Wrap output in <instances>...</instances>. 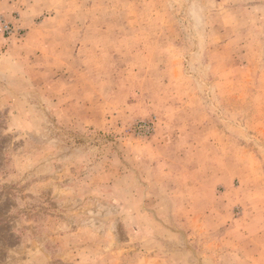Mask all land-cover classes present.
Listing matches in <instances>:
<instances>
[{
	"label": "rangeland",
	"instance_id": "374dc122",
	"mask_svg": "<svg viewBox=\"0 0 264 264\" xmlns=\"http://www.w3.org/2000/svg\"><path fill=\"white\" fill-rule=\"evenodd\" d=\"M0 19V264H264V0Z\"/></svg>",
	"mask_w": 264,
	"mask_h": 264
},
{
	"label": "built area",
	"instance_id": "2783aa9c",
	"mask_svg": "<svg viewBox=\"0 0 264 264\" xmlns=\"http://www.w3.org/2000/svg\"><path fill=\"white\" fill-rule=\"evenodd\" d=\"M8 29H9L8 26H6V25L3 26L2 20L0 19V31L1 30L8 31Z\"/></svg>",
	"mask_w": 264,
	"mask_h": 264
}]
</instances>
